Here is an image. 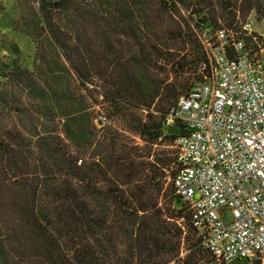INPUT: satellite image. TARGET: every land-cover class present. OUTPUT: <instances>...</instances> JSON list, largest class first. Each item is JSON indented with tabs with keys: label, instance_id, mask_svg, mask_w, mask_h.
<instances>
[{
	"label": "trees",
	"instance_id": "16d2710c",
	"mask_svg": "<svg viewBox=\"0 0 264 264\" xmlns=\"http://www.w3.org/2000/svg\"><path fill=\"white\" fill-rule=\"evenodd\" d=\"M36 1L80 85L100 83L109 116L124 126L92 125V140L59 116L51 132H36L44 120L33 133L0 128V264H209L191 222L188 232L182 224L190 214L175 190L182 209L161 206L175 152L156 146L177 85L150 88L140 73L165 72L169 40L195 49L202 25L244 23L263 13L261 0ZM162 18H175L174 36ZM203 54L194 55L198 66Z\"/></svg>",
	"mask_w": 264,
	"mask_h": 264
},
{
	"label": "built area",
	"instance_id": "2783aa9c",
	"mask_svg": "<svg viewBox=\"0 0 264 264\" xmlns=\"http://www.w3.org/2000/svg\"><path fill=\"white\" fill-rule=\"evenodd\" d=\"M200 40L203 80L165 117V126L179 128L175 195L209 264H264V29L248 19Z\"/></svg>",
	"mask_w": 264,
	"mask_h": 264
},
{
	"label": "rangeland",
	"instance_id": "374dc122",
	"mask_svg": "<svg viewBox=\"0 0 264 264\" xmlns=\"http://www.w3.org/2000/svg\"><path fill=\"white\" fill-rule=\"evenodd\" d=\"M262 2V0H261ZM263 4V3H262ZM264 6V5H263ZM264 10V8H263ZM41 14L36 0H0V128L14 127L30 129L35 131V121L44 120L45 129L38 127L36 132H51L55 129L56 116L71 120L72 130L76 136L92 140L94 130L105 128L108 123L116 128H123V121L118 117L109 116V104L104 101L100 83L89 84L82 87L77 76L72 71L64 58L61 50L51 40L48 33L42 27ZM175 18L160 19L163 26H167L176 33ZM252 24L255 31L264 29V11L258 14L253 11L246 21ZM240 23L232 27L225 24L223 28L237 29ZM206 25L200 27V34L207 32ZM187 38V37H185ZM187 40V39H186ZM128 43L130 40L124 39ZM169 49L164 50L168 54L165 61L159 65L165 69L164 73L156 71L146 74L140 73L141 80L147 87L161 84L162 88L177 85V91L172 105L186 94L196 83L202 81L199 66L194 55L203 58L204 49L200 38L197 36V48L183 45L180 38L169 40ZM264 63V52L262 54ZM198 58V57H197ZM180 64L184 68H178ZM162 96L157 97L156 103L160 102ZM158 107V105L156 106ZM154 108V107H153ZM168 108V107H167ZM154 115L157 113L152 112ZM146 116V113L143 114ZM107 118L106 124L100 122V117ZM159 116V114H158ZM76 129V128H78ZM163 139L157 150L175 152L172 147L166 146L172 137L178 135L176 126H162ZM140 146H144L141 140H136ZM173 158V155H171ZM172 172H176V165L172 164L167 177V198L161 199V206L166 203L175 215L181 210V205L175 200L174 189L171 186ZM166 187V188H167ZM227 222L232 221L230 214L226 216ZM188 232L190 220L182 221ZM188 243H186V246ZM187 252H183L185 256ZM232 264H249L246 261H236Z\"/></svg>",
	"mask_w": 264,
	"mask_h": 264
},
{
	"label": "crops",
	"instance_id": "0c3cea01",
	"mask_svg": "<svg viewBox=\"0 0 264 264\" xmlns=\"http://www.w3.org/2000/svg\"><path fill=\"white\" fill-rule=\"evenodd\" d=\"M262 3H263V5H264V0H262Z\"/></svg>",
	"mask_w": 264,
	"mask_h": 264
}]
</instances>
